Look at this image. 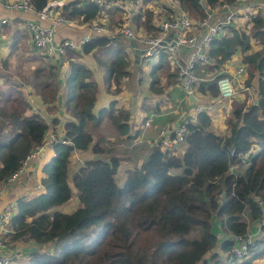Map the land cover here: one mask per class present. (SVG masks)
Segmentation results:
<instances>
[{
  "label": "trees",
  "instance_id": "1",
  "mask_svg": "<svg viewBox=\"0 0 264 264\" xmlns=\"http://www.w3.org/2000/svg\"><path fill=\"white\" fill-rule=\"evenodd\" d=\"M29 1L40 9L49 0ZM174 1L196 18L206 16V8L233 2ZM139 2L148 0H104L102 4L70 0L61 11L82 22L104 12L106 24L114 27L124 21L118 14L115 17V11ZM142 9L133 16L144 17L134 28L157 32L152 7ZM239 15L243 17L240 23L234 22L211 40L208 54L212 61L198 64L196 74L202 76L199 69L203 66V70L212 71V77H200L196 90L216 97V79L225 75L219 70L237 51L246 68L243 82L248 89L241 90L256 98L248 96L232 108L224 134L210 129L212 118L205 109L197 112L187 122L183 149L152 146L139 163L127 167L121 184L116 173L123 157L129 155H121L122 146L110 152L112 147L107 146L109 140L100 127L104 119L110 121L107 127L118 134V141L121 134L133 139L138 133H130L128 114L113 108V103L93 110L97 98L94 70L71 56L91 53L104 68L108 90L118 92L122 78L129 74L128 42L94 35L80 48L64 52L66 59L69 54L64 103L69 118L64 122V141L53 143V155L42 165L41 191L31 197L20 195L10 221V238L36 244L22 264H251L264 257V225L244 259L227 262L214 250L219 228L225 236L219 247L226 252L231 245L229 234H242L248 230L249 220L255 224L260 220L255 198L264 197V16L260 9ZM44 58L45 66L36 67L24 82L54 110L57 83L53 77L58 66ZM169 61L165 51L159 54L152 86L157 82V67L167 71V82L176 81L170 78L178 77V69ZM30 109L20 90L12 85L0 87V181L46 139L48 123L38 112H28ZM56 121L52 119V123ZM84 151L93 155L85 157L70 175V156ZM243 155V172H230V166L239 163ZM74 194L77 206L70 212L58 208Z\"/></svg>",
  "mask_w": 264,
  "mask_h": 264
},
{
  "label": "crops",
  "instance_id": "2",
  "mask_svg": "<svg viewBox=\"0 0 264 264\" xmlns=\"http://www.w3.org/2000/svg\"><path fill=\"white\" fill-rule=\"evenodd\" d=\"M160 1H163L162 3L165 4H161ZM80 2L85 3L86 1L80 0ZM146 4L152 7L155 13L153 22L158 25V29L160 23L164 19L169 18L179 8L178 4L174 0L171 2H169V0H148V3ZM140 5V2L138 4H125L124 9H120L121 11H115V17H117L118 14V16L124 18V22H127L126 19H129L130 23L137 27V21L143 20L144 17L142 16L133 19L132 16L136 15V12L140 11L138 10ZM160 6H164L168 11L167 13L162 12L161 14L163 17L158 20V14L160 13L156 9ZM126 8H128L129 11H127ZM212 9L213 8L210 10ZM214 9H216V7ZM134 11H136L135 14H133ZM31 15L32 14L23 11L7 10L3 6L2 2H0V87L5 88L9 85H12L14 88L20 90L21 95L31 104V109L28 110V112L31 110L36 111L46 120L49 125V128L46 132V141L50 138V134L52 133L51 129H56L59 131V137H63L62 133L64 132V122L69 118V114L64 109V103L67 97L65 78L69 68V54H67V59L64 56L56 59H50L52 63L57 64L58 66L56 74L53 77L57 83V93L55 99L53 100L55 108L54 110H50L47 108V104L43 102L40 95L36 94L29 87L27 90L23 88L25 84L20 87V85H22L21 83H23V76L31 73L36 67H44L47 60L44 58V56H39L40 52L37 49H34L31 37L23 27L24 19L26 16L32 17ZM2 19L6 20L2 22ZM94 19L106 23V13L103 12ZM236 19L240 23L243 17L239 15ZM113 26L114 27H110H118L117 24ZM86 31L88 30L85 27V22L78 20L76 27H60L56 31V39L59 40L66 36L77 38ZM140 31L142 32V30ZM114 39L123 40V37L116 35ZM127 42V51L129 53L131 63L127 66L129 74L122 78L120 90H118V92H110L108 90L103 79L102 69L104 68L97 63L96 58L91 53L81 54L75 57L71 56V58L79 59L94 70V79L97 84V98L93 110L96 112L100 107H107L113 103V108L124 110V113L128 114L126 122L130 126V133H138L133 139H128L125 134H121L119 135L118 141L115 138V135L118 134L112 129V127H107L110 121L104 119L103 125L100 127V131L106 133V139L109 140L108 143L113 149H117L116 147L122 146V152H127L126 155L128 156L130 155V151L128 150L129 145L140 146L139 148L137 147L136 149H133V151L136 152L137 150L138 156H142L141 158H144L147 155L149 149L152 146H155L153 144V140L155 137H157L159 128L164 126L166 123L175 124L188 117L194 119L197 115V112L195 111V106L197 105H201L203 107L204 105H211L210 108H204L212 118L210 129L218 134H224L226 132V117L230 114L233 107L237 106L241 102H245V99L249 96V92L237 88V92L232 97L221 102H214L215 100L213 97L196 90L192 99L190 97L186 99L183 97V92L178 84L177 76L170 78L171 80L175 79V82H167V71L164 69V67L155 68V72L158 73V78L156 79L157 82H155L152 86L150 82L152 81L153 76L148 78L143 77L142 71L145 70L151 73L152 68H150V64L155 65L158 61V57L153 59L150 63H143L141 60L140 48L136 45L137 42L134 43L131 40H127ZM181 51L183 57L186 53V49L182 48ZM241 63H243L241 53L236 51L232 57L224 63L219 72H225V75L231 76L234 80V83L238 85L236 80L241 78V80L244 81L246 76L245 73L243 76H236L234 79L235 69ZM170 65L173 68L172 63H170ZM199 70L202 72V76L205 78L212 77V71L208 72L203 70V66L200 67ZM6 72L9 73L8 77L4 75ZM215 72H217V70ZM130 74L132 76L131 78H129ZM197 75L199 78L202 77L199 74ZM18 77H20L18 80H20L21 83L17 81ZM130 87L132 90H130ZM159 89L161 90L157 91ZM252 97L253 99L256 98L254 94ZM150 115H152V122L149 124V126L143 128L144 120ZM53 118L57 119L56 123H52ZM141 133H143V137L141 142H138L136 138ZM124 148L126 149L125 151ZM53 152V144L44 145L40 153L31 159L24 173L16 181L8 184L7 186L4 185L2 181H0V187L3 188V193L0 196V209L6 200H16L22 194L31 197L41 191L42 188L39 185L40 177L43 174L41 168L42 165L50 159V157L53 155ZM86 152L89 154V156L93 155L90 153V151L74 153L83 157L84 153ZM123 162L126 163L128 161L123 159L121 164ZM244 169L245 165H236L235 168H233V171L242 173ZM176 170L179 169H172L174 172ZM248 223L250 229L255 228V221L249 220ZM224 237V233H222L219 228L217 233L218 240L221 241ZM11 241L14 246L20 248L21 250V257L17 258L18 260L12 262L11 264L25 263L26 260L24 259L28 257L29 252L34 247H36V244L32 241L16 240L13 238H11ZM219 244L220 243L218 242L215 245L214 250L220 253L222 251L220 250ZM257 263L264 264V257L255 259L253 261V264Z\"/></svg>",
  "mask_w": 264,
  "mask_h": 264
},
{
  "label": "built area",
  "instance_id": "3",
  "mask_svg": "<svg viewBox=\"0 0 264 264\" xmlns=\"http://www.w3.org/2000/svg\"><path fill=\"white\" fill-rule=\"evenodd\" d=\"M70 0H49L46 5L40 9H35L29 0H0L7 10L23 11L32 14V17L24 19L23 27L30 35L32 44L36 49L47 58L56 59L63 56L67 49H77L94 35H105L114 38L120 35L134 43L140 48L141 60L143 63H150L157 58L159 54L165 51L168 54L173 67L178 69V84L183 92V97L188 98L190 94L196 91V84L200 79L196 74V67L201 63H210L212 59L208 54L210 42L216 36L223 34L230 25L234 23L237 16L244 11L257 12L258 9L264 13V0H233V2H221L215 6L216 9L206 8V16L202 18H192L185 10L178 8L169 18L164 19L157 33L146 32L135 29L130 23L124 22L121 26L112 28L105 22L90 19L85 22L88 31L75 38L72 36L56 39V31L62 27H76L77 19L67 16L61 11V6ZM102 4L104 0H84ZM172 0H169L171 2ZM6 19H2V22ZM185 48L186 53L182 57L181 49ZM246 73L245 64L241 63L235 69L236 76H243ZM231 76L223 75L216 79L218 95L214 97V102H221L232 97L239 89H248L244 82L236 80ZM211 105H197L195 111L199 112L204 108H210ZM191 118L183 119L177 123H166L158 130L157 137L153 140L154 145H160L163 148L182 147L185 145V134L187 131V122ZM152 122V115L148 116L143 122V128L149 126ZM143 133L137 136L136 140L141 142ZM61 140L55 133L50 134V138L43 144L37 145L30 150L20 166L2 180L4 185L16 181L25 171L27 165L33 157L39 154L41 148L46 144H53ZM43 146V147H42ZM233 148H230V154H233ZM246 155L240 156L239 163L230 166V172L236 165H246ZM40 185V184H39ZM40 187H42L40 185ZM3 188L0 187V196ZM255 201L261 210L260 220L255 228H248L242 234H229L231 240L230 248L226 252H220V255L227 262L242 260L248 256L249 248L254 244L256 237L261 234V226L264 225V197H256ZM16 212V200H6L0 209V264H11L14 259L21 256L20 248L12 244L10 238L11 217Z\"/></svg>",
  "mask_w": 264,
  "mask_h": 264
},
{
  "label": "rangeland",
  "instance_id": "4",
  "mask_svg": "<svg viewBox=\"0 0 264 264\" xmlns=\"http://www.w3.org/2000/svg\"><path fill=\"white\" fill-rule=\"evenodd\" d=\"M153 1H156V0H153ZM163 1H160V3L161 4H165V3H162ZM142 4H144V3H141V5H140V8H138V10H142L143 11V9L142 8H144V7H146L148 4H145V5H142ZM149 6V5H148ZM150 7V6H149ZM126 10L127 11H129V9L128 8H126ZM137 10V11H138ZM160 14H158V20H160L162 17H163V15L161 14L162 12H166L167 13V8H165L164 6H160V7H157V9H156ZM135 12L136 11H134V13L133 14H135ZM137 13V12H136ZM169 13H170V11H169ZM262 14H263V16H264V13L263 12H261ZM192 18H194V16L193 15H191V14H189ZM133 17V16H132ZM157 20V21H158ZM126 21L128 22V23H130V21H129V19H126ZM132 21H133V19H132ZM123 23H124V21H123ZM134 23V22H133ZM236 23H239V21L236 19L235 20V24ZM131 24V23H130ZM135 24V23H134ZM133 27H135V25H133V24H131ZM65 28H71V27H65ZM136 28V27H135ZM140 27L138 26V29H139ZM140 30H142V31H145L143 28H140ZM147 31H151V30H147ZM146 31V32H147ZM155 33H157V32H155ZM39 53V52H38ZM39 55H42V54H40L39 53ZM42 56H44V55H42ZM4 65V64H3ZM150 68H152L151 69V73H149L148 71H142V73H143V77H146V78H148V77H151V76H153L155 73H153V70H154V65L153 64H150ZM173 68H175V67H173ZM28 69V68H27ZM176 70H177V68H176ZM177 73H178V70H177ZM30 74V73H29ZM29 74L28 75H24L23 76V83H21V81L20 80H18V79H20V77H18L17 78V81L19 82V83H21L22 85H20V87L21 86H23L25 83H24V81H25V77H28L29 76ZM158 74V73H157ZM4 75H6L7 77L9 76V73L8 72H6ZM132 76H131V74L129 75V78H131ZM143 84V83H142ZM23 88H25L26 90L28 89V86H27V84H25V86H23ZM130 90H132V88L130 87ZM122 120H124V119H122ZM51 132H53V133H55V134H59V131H57L56 129H51ZM63 134V133H62ZM58 136H60V135H58ZM44 142H45V140H44ZM43 142V143H44ZM42 143V144H43ZM108 144V143H107ZM106 146V145H105ZM107 146H110V144H108ZM106 146V147H107ZM43 147V146H42ZM129 148H128V150L130 151V155H129V157H123L124 158V160L125 161H128V162H126V163H122L121 164V166L119 167V169H118V171H117V173H116V180L118 181V183H120L121 184V182L123 181V179H124V176H125V170L127 169V167H133L136 163H139L140 162V160L142 159L141 157L142 156H138V152H137V150H136V152H134L133 151V149H136L137 147L139 148L140 146H132V145H129L128 146ZM125 149V148H124ZM41 150H42V148H41ZM40 150V151H41ZM111 151L110 152H112V150H113V148L112 149H110ZM178 150H180V149H178ZM40 151H39V153H40ZM107 153V154H106ZM105 153V155L107 156L108 154H109V152H106ZM120 153H122V155H126L127 154V152H120ZM87 156H89V154L86 152V153H84V156L83 157H81V155H78V154H72V156H70V161H69V164H68V168H69V174L71 175V173L72 172H74L75 171V169H77L78 167H79V165L81 164V162H82V160L85 158V157H87ZM102 156H104V155H102ZM127 165H129V166H127ZM241 166H244V165H241ZM239 170L241 171V169L239 168ZM68 181H70V178L68 179ZM77 197H76V195L74 194L73 195V197H72V199H70L68 202H66V203H64V204H62V205H60L58 208L59 209H61V210H63V211H66V212H70L75 206H77ZM118 208V207H117ZM244 216H246V214H244ZM117 216H115L114 217V219L116 218ZM249 224V223H248ZM216 225H217V223H216ZM95 231H93V233H94ZM218 242H220L219 240H218ZM217 242V243H218ZM17 259H14V261L13 262H15ZM251 264H253V262L251 263ZM258 264V263H257Z\"/></svg>",
  "mask_w": 264,
  "mask_h": 264
},
{
  "label": "water",
  "instance_id": "5",
  "mask_svg": "<svg viewBox=\"0 0 264 264\" xmlns=\"http://www.w3.org/2000/svg\"><path fill=\"white\" fill-rule=\"evenodd\" d=\"M189 97L192 99L194 96H193V94H190Z\"/></svg>",
  "mask_w": 264,
  "mask_h": 264
}]
</instances>
